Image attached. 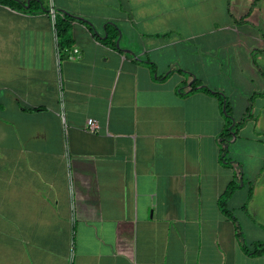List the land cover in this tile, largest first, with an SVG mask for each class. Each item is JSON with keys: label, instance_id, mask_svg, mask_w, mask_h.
I'll return each instance as SVG.
<instances>
[{"label": "crops", "instance_id": "1", "mask_svg": "<svg viewBox=\"0 0 264 264\" xmlns=\"http://www.w3.org/2000/svg\"><path fill=\"white\" fill-rule=\"evenodd\" d=\"M44 1L0 0V264H264V0Z\"/></svg>", "mask_w": 264, "mask_h": 264}, {"label": "trees", "instance_id": "2", "mask_svg": "<svg viewBox=\"0 0 264 264\" xmlns=\"http://www.w3.org/2000/svg\"><path fill=\"white\" fill-rule=\"evenodd\" d=\"M1 1L6 2L12 6H16L19 9H26V7L29 5V7H27V8L30 10H33V11H36L39 9H47L48 10V4H46V2L44 0H28V2L25 0H1ZM67 14H69V16H71V17L74 16L70 13H67ZM66 17L67 16H65L64 18H66ZM64 18L61 17L60 15H56V27L58 30V35H59L60 39H62V42H63L64 36H67L68 29H69V23L66 22V20ZM107 31L109 33L108 39H110V41L115 43L117 40L118 34H119V27L115 24L108 23ZM192 84H193V87L191 89H189L188 92L194 90L196 88V85L200 84V87H199L200 89L216 95L222 104V107H223L224 113H225V117H226V128H225V131L223 133V140H226L225 141L226 145L223 148L222 160L224 161V164H226V165L230 164L232 162V160L226 157L227 149H228L227 140H229V136L231 134L236 133V130L239 127V123L237 124L235 121V118L232 114V109H231L229 100H228L225 93H223L219 90H214V89L210 88L208 85L202 84L198 78H195L193 80ZM261 94H264V92H262V93L256 92V93H254V95H252L250 97L248 114L245 116L244 120L252 115V110H253V106H254V100H253L254 97L259 96ZM239 186H241V185H239L234 179L231 180L229 182V184L227 185L226 189L224 190V192L222 193L221 198H220V205H221L222 210L224 211V213H226V215L232 217L233 220H236V217H235L233 211L227 207L226 203H227L228 198L232 195V193L235 191V189H237ZM238 234H239V237L241 239L242 246L247 252H249V253H262V252H264V242L263 241L253 242L252 247H249L247 242L244 239L242 232L239 231Z\"/></svg>", "mask_w": 264, "mask_h": 264}, {"label": "built area", "instance_id": "3", "mask_svg": "<svg viewBox=\"0 0 264 264\" xmlns=\"http://www.w3.org/2000/svg\"><path fill=\"white\" fill-rule=\"evenodd\" d=\"M99 125L95 120H92L88 123L87 125V129L90 131H95L96 129H98Z\"/></svg>", "mask_w": 264, "mask_h": 264}, {"label": "rangeland", "instance_id": "4", "mask_svg": "<svg viewBox=\"0 0 264 264\" xmlns=\"http://www.w3.org/2000/svg\"><path fill=\"white\" fill-rule=\"evenodd\" d=\"M259 97H254V106H256V104H257V102L258 103H260V104H262V103H264V99L263 100H261L262 98H260V99H258ZM252 142V141H251ZM255 147H256V145H255ZM256 154H258V151L256 152ZM257 156V155H256ZM256 156H255V158H253V160H258L257 158H256ZM258 157V156H257Z\"/></svg>", "mask_w": 264, "mask_h": 264}]
</instances>
